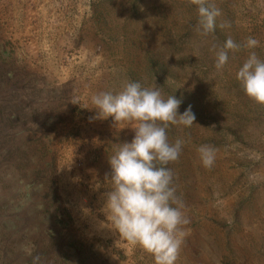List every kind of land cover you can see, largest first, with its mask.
Here are the masks:
<instances>
[{
  "label": "rangeland",
  "instance_id": "obj_1",
  "mask_svg": "<svg viewBox=\"0 0 264 264\" xmlns=\"http://www.w3.org/2000/svg\"><path fill=\"white\" fill-rule=\"evenodd\" d=\"M207 2L222 15L205 35L191 0H0V264H155L103 211L135 123L100 117L91 96L124 80L196 116L167 130L186 141L168 165L190 221L176 264H264V105L236 79L249 50L222 72L210 51L253 36L264 58V0Z\"/></svg>",
  "mask_w": 264,
  "mask_h": 264
},
{
  "label": "clouds",
  "instance_id": "obj_2",
  "mask_svg": "<svg viewBox=\"0 0 264 264\" xmlns=\"http://www.w3.org/2000/svg\"><path fill=\"white\" fill-rule=\"evenodd\" d=\"M197 5V30L207 35L216 29L221 10L207 0H191ZM225 21L220 27H230ZM260 41L249 36L243 42L228 36L222 46L212 45L215 68L222 72L229 62V52L249 50L236 72L245 94L264 105V58L255 51ZM99 116L113 117L116 122L135 123L132 141L120 143L109 157L111 166L110 191L105 193L104 213L120 237L138 245L154 256L155 264H176L181 246L189 234L190 223L184 203L177 195L175 174L168 167L179 160L186 141L168 137L170 125L191 127L196 116L189 106L179 113L181 100L174 95L165 97L161 86L143 87L138 81L124 80L119 91H103L91 96ZM205 168L215 164L217 149L200 145L196 149ZM40 257H33L39 264Z\"/></svg>",
  "mask_w": 264,
  "mask_h": 264
}]
</instances>
